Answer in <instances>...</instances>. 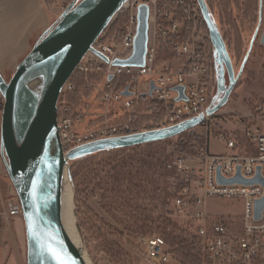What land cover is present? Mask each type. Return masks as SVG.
<instances>
[{"label":"built area","instance_id":"built-area-1","mask_svg":"<svg viewBox=\"0 0 264 264\" xmlns=\"http://www.w3.org/2000/svg\"><path fill=\"white\" fill-rule=\"evenodd\" d=\"M200 1L123 2L67 81L60 97L76 90L73 78L79 76L85 79L88 96L96 93L95 100L107 107L118 105L124 114L94 130L79 131L76 122H85L87 116L105 117L108 113L92 112L89 106L87 111L72 113L59 99L58 133L62 148L69 149L110 138L150 132L159 135L176 126L182 128L172 137L174 145L166 164V181L175 215L199 223L196 237L205 264H264V210L262 217L256 219V203L264 197V185L224 184L218 180L219 174L232 179L238 173L246 180H253L258 174L264 179L262 120L251 115H234L226 120L235 129H227L224 126L228 123L215 119V41ZM142 7L148 9L144 63H116L134 55ZM70 8L60 11V19ZM124 16L127 20L122 28L111 35L109 27ZM95 75L100 79H91ZM177 87H184L181 99ZM126 89L129 96L123 94ZM213 141L223 143L230 153L214 152ZM249 148L256 153L249 154ZM210 199L243 202L241 231L234 230L225 217L208 212ZM22 211L18 197L10 200L6 211L0 213V226H9L10 220ZM138 240L148 264L171 262L172 252L162 236L142 235Z\"/></svg>","mask_w":264,"mask_h":264},{"label":"water","instance_id":"water-1","mask_svg":"<svg viewBox=\"0 0 264 264\" xmlns=\"http://www.w3.org/2000/svg\"><path fill=\"white\" fill-rule=\"evenodd\" d=\"M125 1L82 0L41 36L9 81L0 71V91L5 98L1 145L6 157L8 175L23 206L28 244L27 264H58L50 249L60 252L67 264H88L82 252L69 238L61 218L65 159L58 133V101L64 86L83 57L108 27ZM200 2L208 27L219 45L218 58L221 60L224 55L231 62L225 43L211 23L202 0ZM139 21L133 57L116 63L129 65L144 63L148 40L146 7L140 9ZM261 44L264 45V34L261 37ZM46 64L51 67L44 91L38 101L34 99L29 101L28 107L32 108V112L28 118H23L19 111L22 86L34 70ZM223 84L222 76L220 86L223 87ZM176 90L181 92L179 98L181 99L184 87H177ZM123 94L130 95L128 89ZM221 106L222 103L213 111L219 110ZM181 131L182 128L176 126L159 135L150 132L147 135L97 141L79 147L69 153L67 158L94 146L111 143L122 146L144 144L171 138ZM54 138L59 149L57 157L52 152ZM218 180L224 184L264 185V179L260 174L253 180L244 179L240 173L232 179H225L219 174ZM263 210L264 197L256 203V219L262 217Z\"/></svg>","mask_w":264,"mask_h":264},{"label":"rangeland","instance_id":"rangeland-1","mask_svg":"<svg viewBox=\"0 0 264 264\" xmlns=\"http://www.w3.org/2000/svg\"><path fill=\"white\" fill-rule=\"evenodd\" d=\"M81 1L82 0H45L47 13L53 24L60 20V11L69 6L71 7L70 9H72ZM203 4L211 23L223 42L225 43L224 36H231V39H227L228 42L232 41L231 46H237L236 40L233 38L236 32L234 33V30L225 18V3L222 2V0H208L207 4L204 2ZM234 13L236 16H242L240 13L238 14L237 10H234ZM126 20L127 17H121L118 22L116 21L110 26V34L112 35L115 34L116 31H119ZM253 27L254 26L248 24L245 27V31L244 29L243 31H239L242 36V40L240 39L239 42H243L241 50L237 51L234 47H229V45L225 43L231 62H229L230 74L228 71L225 73L223 87L220 86L222 77L220 76L218 66H216L219 57V45L213 37L215 41L214 58H217L213 66L216 76L213 108L222 103L221 108L217 110L215 119L217 118L220 121L222 119L224 122L228 123L224 127L233 128L234 126L227 120L231 116L241 114L243 116L251 115L254 116V118L260 117L262 120L260 127L262 131H264V45L261 44V37L264 34V21L259 31V39L256 40V42L253 39ZM223 59L227 58L223 55ZM3 76L9 81L13 75L4 74ZM73 79L76 82V92L63 93L65 95L62 94L63 97L59 98L63 105L68 106L72 110V113L87 111L86 106H89L92 112L108 113L105 117H102V115L87 116L85 122H76V128L79 131L94 130L105 122L113 120L115 116L124 114V111L118 105L114 104L107 107L99 103L94 99V94L96 95V93L88 96L89 93L84 88V78L78 76ZM91 79L99 80L100 78L99 75H95V77H91ZM4 103L5 98L0 92V181L2 182L0 187V213L6 211L10 200L17 199V197L19 198L8 175L6 157L2 152L1 125ZM121 119H123V117ZM161 141H165L163 147L167 150V154L170 155L169 153L174 145V138L171 137ZM78 148L79 147H71L65 149L63 147V156L66 154L65 165L67 173L73 184L74 225L79 241L78 249L82 252L89 264H148L143 258L138 238L142 235L160 236V234L159 232L153 234L150 231H145L141 220L149 215L151 222L154 223V228H156L161 224L159 221V210L153 208L152 206L154 204H151L150 201L146 203L144 200L146 198L145 196L130 194L125 188H121L125 191L123 195L111 192L110 187L100 182V180L106 181L109 174V168L105 163L97 167V172L93 174L89 184L78 185L77 187L70 176V168L72 164H74V162L71 161V157L78 152L72 154L68 158L67 155ZM212 150L218 153H230L226 151L224 144L218 141L212 142ZM152 178L155 184L152 186L151 193L158 197L162 193L164 185L159 176L156 175ZM156 189H158V191H156ZM207 208L211 215L225 217L231 222L234 230L241 231L242 213L244 209L241 200L210 199L207 203ZM166 210H168L166 212L170 213H167V217L190 232V235L189 233L188 235L182 233V235L186 237V240H189L187 243H192L194 241L197 244L198 249H200V264H205L202 258L201 244L196 237V228L199 223L191 221L189 218L176 216L173 211L171 200H168ZM18 220L22 222V228L21 232L16 235L22 251L23 264H27L28 244L23 211L10 220L9 226L4 227L1 225L0 231L6 234L12 233ZM6 228L7 230H5ZM167 230L169 232L173 231L175 236L180 234V231L173 228V226L168 227ZM111 242H116V244L118 243L120 245L122 248L120 250L122 251L121 255H118L112 248L111 252L108 251L109 243ZM171 249L172 248H170V250ZM173 249L179 251L177 247ZM173 249L171 250L172 260L169 264H195L190 260L185 261L178 253L175 251L173 252Z\"/></svg>","mask_w":264,"mask_h":264},{"label":"trees","instance_id":"trees-1","mask_svg":"<svg viewBox=\"0 0 264 264\" xmlns=\"http://www.w3.org/2000/svg\"><path fill=\"white\" fill-rule=\"evenodd\" d=\"M222 2L225 3V18L234 33L236 32L233 38L236 40L237 46H231L232 41L228 42L227 39H231V36H224L225 43L229 47H234L237 51L241 50L243 42H239L240 39L242 40L239 31H243V29L245 31V27L248 24L254 26L253 39L256 42L259 39V31L264 21V0H222ZM234 10H237L238 14L240 13L242 16H236ZM164 142L156 140L144 144L125 146L111 143L83 150L71 157V161L74 164L70 168V176L77 187L78 185L89 184L93 174L97 172V167L105 163L109 168V174L106 181L100 180V182L110 187L111 192L123 195L125 191L121 188H125L130 194L145 196V202L150 201L151 204L155 205L152 207L159 210V221L161 224L154 228V223L151 222L149 215H143L145 218L141 221L143 222L144 230L153 234L159 232L170 248L177 247L179 249V251L173 249V252L178 253L185 261L190 260L192 263L200 264V249H198L197 244L194 241L187 243L189 240H186V237L182 235V233L187 235L189 233L190 235V232L167 217L168 212L166 211L168 210H166V205L168 200H171V195L166 181L168 176L166 164L170 155L167 154V150L163 147ZM248 153L255 154L256 151L249 148ZM156 175L159 176L164 185L162 193L158 197L151 193L152 186L155 184L152 177ZM170 226L178 229L180 234L175 236L173 231L169 232L167 228ZM111 248L118 255H121L122 251L120 250L122 248L118 243H109V252H111ZM200 248L202 253V247Z\"/></svg>","mask_w":264,"mask_h":264},{"label":"crops","instance_id":"crops-1","mask_svg":"<svg viewBox=\"0 0 264 264\" xmlns=\"http://www.w3.org/2000/svg\"><path fill=\"white\" fill-rule=\"evenodd\" d=\"M52 24L45 0H0V71L3 75L14 74ZM21 224L18 220L10 234L0 231V264H23L16 235L21 232Z\"/></svg>","mask_w":264,"mask_h":264},{"label":"bare ground","instance_id":"bare-ground-1","mask_svg":"<svg viewBox=\"0 0 264 264\" xmlns=\"http://www.w3.org/2000/svg\"><path fill=\"white\" fill-rule=\"evenodd\" d=\"M50 67L51 66L47 64L40 66L26 78L22 86L19 104L21 117L28 118L30 113L32 112V108L28 107V103L31 99H34L36 101L40 99L47 83ZM52 152L55 157H57L59 154V149L57 147L55 138L52 141ZM61 218L69 238L78 248L79 241L74 225L73 184L67 173L66 165L62 180Z\"/></svg>","mask_w":264,"mask_h":264},{"label":"flooded vegetation","instance_id":"flooded-vegetation-1","mask_svg":"<svg viewBox=\"0 0 264 264\" xmlns=\"http://www.w3.org/2000/svg\"><path fill=\"white\" fill-rule=\"evenodd\" d=\"M216 66H218V70H219V73H220L221 77L222 76L224 77L225 73H227V71L230 74V70H229L230 69V65H229V61L227 59H223V57H222V59L220 60L218 58ZM223 68H224V73L222 74V69Z\"/></svg>","mask_w":264,"mask_h":264},{"label":"snow or ice","instance_id":"snow-or-ice-1","mask_svg":"<svg viewBox=\"0 0 264 264\" xmlns=\"http://www.w3.org/2000/svg\"><path fill=\"white\" fill-rule=\"evenodd\" d=\"M50 251L52 252L53 257L58 261V264H67L60 252L55 249H50Z\"/></svg>","mask_w":264,"mask_h":264}]
</instances>
